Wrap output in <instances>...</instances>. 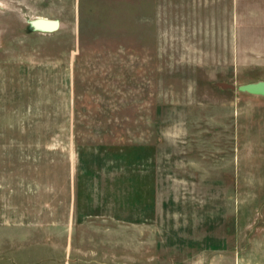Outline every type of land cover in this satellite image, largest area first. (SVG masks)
<instances>
[{
  "label": "rangeland",
  "instance_id": "374dc122",
  "mask_svg": "<svg viewBox=\"0 0 264 264\" xmlns=\"http://www.w3.org/2000/svg\"><path fill=\"white\" fill-rule=\"evenodd\" d=\"M257 79L264 0H0V264H264Z\"/></svg>",
  "mask_w": 264,
  "mask_h": 264
},
{
  "label": "water",
  "instance_id": "95a60500",
  "mask_svg": "<svg viewBox=\"0 0 264 264\" xmlns=\"http://www.w3.org/2000/svg\"><path fill=\"white\" fill-rule=\"evenodd\" d=\"M30 24L35 29L39 30H54L58 27V21L45 18V17H37L30 20ZM220 86L224 88L237 89L240 92H246L252 95H258L264 97V79H257L255 81H249L245 83H241L238 85L229 84V83H219Z\"/></svg>",
  "mask_w": 264,
  "mask_h": 264
}]
</instances>
